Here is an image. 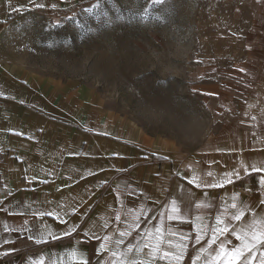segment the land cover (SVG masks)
<instances>
[{
	"label": "crops",
	"instance_id": "crops-1",
	"mask_svg": "<svg viewBox=\"0 0 264 264\" xmlns=\"http://www.w3.org/2000/svg\"><path fill=\"white\" fill-rule=\"evenodd\" d=\"M82 1L0 0V264H264V15L225 122L184 153L83 122L78 90L3 53L18 17Z\"/></svg>",
	"mask_w": 264,
	"mask_h": 264
},
{
	"label": "rangeland",
	"instance_id": "rangeland-1",
	"mask_svg": "<svg viewBox=\"0 0 264 264\" xmlns=\"http://www.w3.org/2000/svg\"><path fill=\"white\" fill-rule=\"evenodd\" d=\"M262 15L264 0H84L18 17L2 49L36 84L78 90L83 122L186 153L225 122L221 94Z\"/></svg>",
	"mask_w": 264,
	"mask_h": 264
},
{
	"label": "trees",
	"instance_id": "trees-1",
	"mask_svg": "<svg viewBox=\"0 0 264 264\" xmlns=\"http://www.w3.org/2000/svg\"><path fill=\"white\" fill-rule=\"evenodd\" d=\"M156 159H158V158L156 157Z\"/></svg>",
	"mask_w": 264,
	"mask_h": 264
}]
</instances>
